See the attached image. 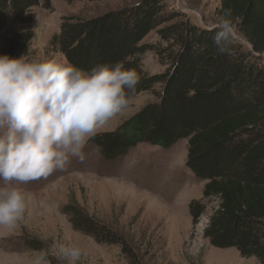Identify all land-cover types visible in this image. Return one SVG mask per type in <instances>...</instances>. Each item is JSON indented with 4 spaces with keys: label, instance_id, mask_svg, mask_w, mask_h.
I'll return each instance as SVG.
<instances>
[{
    "label": "trees",
    "instance_id": "obj_1",
    "mask_svg": "<svg viewBox=\"0 0 264 264\" xmlns=\"http://www.w3.org/2000/svg\"><path fill=\"white\" fill-rule=\"evenodd\" d=\"M161 2L143 0L92 18L66 17L52 35L50 48L82 69L123 61L125 68L139 74L132 98L153 90L157 99L90 142L115 162L143 142L167 149L187 139L186 165L206 181L204 199H219L204 237L215 247L235 248L242 257L264 264V0L222 1L221 19L230 20L239 39L232 33L221 37L218 26L196 25L181 13L164 15ZM37 6L48 8L50 0H0V29L9 19L33 22ZM179 17L159 30L168 46L155 50L168 69L150 75L142 63L148 50L142 41ZM33 38V30L13 34L3 55L29 56ZM189 207L195 221L205 213L203 202L193 201ZM64 211L75 230L120 245L136 260L120 232L77 205H67ZM28 242L38 248L34 240Z\"/></svg>",
    "mask_w": 264,
    "mask_h": 264
},
{
    "label": "rangeland",
    "instance_id": "obj_2",
    "mask_svg": "<svg viewBox=\"0 0 264 264\" xmlns=\"http://www.w3.org/2000/svg\"><path fill=\"white\" fill-rule=\"evenodd\" d=\"M142 1L50 0L48 8L37 6L32 10L33 22L11 19L6 22L0 29V55L4 54L5 42L10 36L33 30L34 38L26 58L36 62L64 61L62 54L50 48V39L59 31L64 18H92ZM222 1L162 0L161 13H181L196 25L216 27L221 20ZM179 20L180 17L161 24L142 41L148 46L142 63L150 75L168 69L155 50L168 46L159 30ZM232 35L239 39L235 29ZM261 57L264 62V54ZM156 99L153 90L131 98L130 106L96 134L117 129ZM83 151V161L72 157L64 170L17 185L26 194L27 210L23 220L14 227L0 226V264H33L41 249L48 251L49 264H61L56 258L57 242L75 243L83 250L78 264H261L254 257H242L235 248L215 247L204 237L210 217L218 210L219 199H204L206 181L196 177L186 165L187 139L167 149L143 142L115 162L105 159L90 140ZM193 201L205 205V213L196 221L189 207ZM70 204L120 232L136 252V260L124 253L120 245L101 243L75 230L64 211ZM32 240L37 249L28 245Z\"/></svg>",
    "mask_w": 264,
    "mask_h": 264
},
{
    "label": "clouds",
    "instance_id": "obj_3",
    "mask_svg": "<svg viewBox=\"0 0 264 264\" xmlns=\"http://www.w3.org/2000/svg\"><path fill=\"white\" fill-rule=\"evenodd\" d=\"M218 27L221 37L233 31L228 19ZM140 79L123 61L86 70L67 60L0 55V226L24 218L26 194L17 185L64 170L72 157L83 161L88 141L130 106ZM54 247L61 264H78L83 256L75 243ZM48 256L41 249L33 264H49Z\"/></svg>",
    "mask_w": 264,
    "mask_h": 264
}]
</instances>
